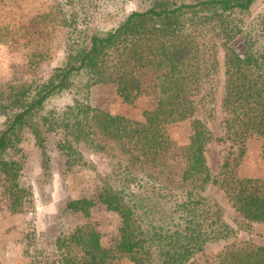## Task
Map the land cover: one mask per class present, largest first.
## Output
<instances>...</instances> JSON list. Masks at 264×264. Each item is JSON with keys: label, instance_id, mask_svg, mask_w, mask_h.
Returning <instances> with one entry per match:
<instances>
[{"label": "trees", "instance_id": "obj_1", "mask_svg": "<svg viewBox=\"0 0 264 264\" xmlns=\"http://www.w3.org/2000/svg\"><path fill=\"white\" fill-rule=\"evenodd\" d=\"M123 1L55 0L65 30L61 64L38 74L39 61L29 60L31 73L0 84V113L18 108L0 127V177L9 209L34 207L20 144L27 132L45 156L52 137L66 167L82 158L80 145L110 157L98 199L120 220L116 242L107 247L92 223L65 220L88 215L93 199L69 198L52 242L39 241L34 228L24 233L19 264H112L115 252L133 264H185L207 243L239 230L225 206L205 193L207 184L223 191L243 227L264 222V6L252 16L257 0H136L140 7L117 23L88 30L95 12ZM6 33L0 26V41ZM237 36L243 37L241 50L229 44ZM98 84L113 85L127 103L145 95L143 119L93 105L90 89ZM68 88L82 96L57 117L45 102ZM218 98L223 132L214 137L207 123ZM185 119L190 133L177 146L165 126ZM250 135L262 141L260 176L234 172ZM213 138L238 150L225 155L218 174L205 154ZM215 264H264V245L230 243Z\"/></svg>", "mask_w": 264, "mask_h": 264}, {"label": "rangeland", "instance_id": "obj_2", "mask_svg": "<svg viewBox=\"0 0 264 264\" xmlns=\"http://www.w3.org/2000/svg\"><path fill=\"white\" fill-rule=\"evenodd\" d=\"M55 0H0V26L7 33L4 41H0V84L9 80H17L27 75L29 60H38L37 73L46 74L52 67L59 65L63 59L65 30L58 23ZM96 0L95 3H98ZM95 6V5H94ZM264 6V0H257L251 15L258 13ZM136 0H124L118 4H109L104 11L94 13L89 21V31L101 30L117 23L126 13L138 9ZM97 9V6H95ZM236 50L243 47V37L237 36L229 43ZM43 53L32 54L31 52ZM31 73V71L29 70ZM221 85H219L220 87ZM90 92L93 105L112 113H119L134 119H143L142 110L147 106V97L140 95L132 102H123L115 93L111 84L94 85ZM81 93L68 88L61 93L52 95L46 102V108L57 116H63ZM217 100L216 110L208 120V127L214 137L223 132L221 123L222 110ZM17 106L7 108L0 113V127L17 111ZM197 111L195 116H200ZM167 132L177 146L186 143L191 128V120L185 119L169 123ZM261 139L250 135L243 144V153L235 158L238 163L234 172L241 176H260L263 173L261 159ZM24 153L25 179L32 184L34 207L31 210L13 212L4 201L3 179L0 177V262L19 264L23 235L34 228L39 241L52 242L61 218V208L69 198L87 196L93 199L88 215L72 214L65 220L69 222H90L100 232L101 242L113 247L118 236L120 220L116 212L107 209L98 199L99 186L103 175L110 168V157L96 153L80 145L82 158L70 167H66L64 156L61 155L49 137L47 156L34 143L33 138L25 132L20 141ZM236 147L212 139L205 148L206 160L213 174H218L225 155L238 152ZM205 193L220 201L226 209L227 220L239 226L236 236L225 240L209 242L204 249L194 255L185 264H215L217 254L230 243L250 240L255 244L264 245V222L252 221L249 228L243 227V219L236 212L223 191L216 184H207ZM112 264H133L126 256L115 252Z\"/></svg>", "mask_w": 264, "mask_h": 264}]
</instances>
